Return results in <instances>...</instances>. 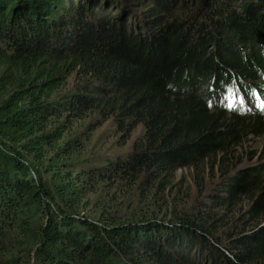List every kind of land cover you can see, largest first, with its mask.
<instances>
[{
  "label": "trees",
  "instance_id": "1",
  "mask_svg": "<svg viewBox=\"0 0 264 264\" xmlns=\"http://www.w3.org/2000/svg\"><path fill=\"white\" fill-rule=\"evenodd\" d=\"M253 94L264 0H0V264H264Z\"/></svg>",
  "mask_w": 264,
  "mask_h": 264
},
{
  "label": "rangeland",
  "instance_id": "2",
  "mask_svg": "<svg viewBox=\"0 0 264 264\" xmlns=\"http://www.w3.org/2000/svg\"><path fill=\"white\" fill-rule=\"evenodd\" d=\"M113 14V13H111ZM254 98H255V94H253ZM230 105H232V103H229ZM250 109H257V103L253 102L250 106ZM109 124H105V126L98 132V134L104 132L105 129L109 128L108 127ZM139 133V130H137L135 132L134 135H137ZM134 138V136L132 137ZM105 139V138H104ZM103 143V144H102ZM130 144V142H129ZM129 144L127 145H123L121 144V142L119 140H111L108 143H104L99 141V145L93 150L94 155L96 154H111L112 152H127L128 150H130ZM94 145V144H93ZM249 145L251 146L252 150L256 153V159L253 161V163H257L260 161V159H264V136L262 138H258V139H251L249 141ZM92 149V148H91ZM248 165L247 160L244 161L243 166ZM193 173L190 172L189 170H183V171H178L175 175V185L176 188L172 193V198L173 200H178L180 203L181 199H183L185 201L188 192H187V187H189V195L191 198V201L189 200V204H191L190 206L193 205V200L194 198L198 197V192L193 188V179H192ZM136 191H138V189H134L133 194L136 193ZM140 195V192H139ZM97 198V196L95 197V195L91 196L90 199L95 200ZM117 198L120 199V205L119 208H115L113 212L117 213L118 216H122V220H124L126 217L128 216H132V214H137V211H140V209H142L143 207H145L144 204H140L138 203V197L133 198V195L125 193H120ZM169 201H170V197H168ZM202 202V201H201ZM130 203H136L137 207L135 208L134 212L132 211L133 208H128V205H130ZM91 206H93V208L90 210L91 213H94L96 211H98V209L96 208L97 205L94 206L93 203H91ZM116 207V206H115ZM89 208V209H90ZM111 212V210H110Z\"/></svg>",
  "mask_w": 264,
  "mask_h": 264
}]
</instances>
